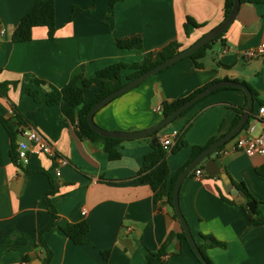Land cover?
Returning <instances> with one entry per match:
<instances>
[{"label":"crops","instance_id":"crops-1","mask_svg":"<svg viewBox=\"0 0 264 264\" xmlns=\"http://www.w3.org/2000/svg\"><path fill=\"white\" fill-rule=\"evenodd\" d=\"M36 1L0 0V83H11L8 96H0V117L14 120V105L24 119L19 128L36 129L68 164L61 166L40 155L30 157L24 170H19L10 156V135L0 122V264H44L46 251L39 232L52 220L46 199L53 189L49 175L57 190L48 198L58 216L43 236L53 252L51 264H150L148 255L157 253L172 233L183 231L167 198L157 202L151 186L135 180L145 156L153 151L151 142L125 141L116 147L121 158L111 160L100 143L79 138L60 107L36 101L26 91H37L42 99L76 77L90 78L117 63L132 65L174 41L181 50L187 49L224 21L225 0H118L112 15L108 0H54V39L43 26L33 29L31 41L14 43L13 31ZM74 7L79 12L70 20ZM188 18L201 25L189 35L185 32ZM131 36H140L143 48L120 50L117 40ZM262 44L264 3L242 4L234 23L207 52L203 69L184 59L100 109L95 123L110 131L149 129L163 120L158 108L164 102L188 97L219 81L245 82L264 100V55L247 56ZM131 73V69L122 72L124 82ZM221 89L158 134L161 143L174 131L185 133L187 143L167 155V194L188 164L192 147H204L228 134L237 109L247 103L241 91ZM100 90L99 86L85 88V102ZM260 107L255 101L250 123L259 117ZM261 133L262 123L257 122L253 134ZM235 139L220 156L213 153L209 158L217 161L233 187L205 173L206 159L203 177L194 170L184 180L180 206L198 245L212 243L202 236L224 243L205 249L214 264H264V223L253 224L246 196L231 193L244 183L258 202L257 209L264 212V177L259 174L264 156L231 150ZM82 221L90 226L88 242L76 245L60 228ZM191 250L186 240L175 239L169 254L152 264H201ZM105 251H110L108 258L103 256Z\"/></svg>","mask_w":264,"mask_h":264},{"label":"trees","instance_id":"trees-1","mask_svg":"<svg viewBox=\"0 0 264 264\" xmlns=\"http://www.w3.org/2000/svg\"><path fill=\"white\" fill-rule=\"evenodd\" d=\"M117 1L118 0H108L110 15L113 14L114 7ZM262 3H264V0H241V4L256 5V4H262ZM233 7H234V0H225L224 20H226L229 17ZM78 12H79V8L74 7L70 20L74 19L75 16L78 14ZM43 26L48 28L49 38L54 39L55 32L57 30L56 8H55L54 0L36 1L35 4L28 10V12L22 18V20L20 21L16 29L13 31L12 41L14 43L29 42L32 40L33 29L36 27H43ZM200 27L201 25L196 23L191 18H188L185 23V32L187 35H189L193 31V29L200 28ZM224 34L225 33L221 34L217 39L211 41L206 46H204L202 49L193 53L190 57L187 58L193 62L194 67L196 69L204 68L203 59L206 57L207 52L212 49L215 42L223 38ZM117 47L120 50L140 51L143 48V41L140 36H131L125 39L117 40ZM181 48H182L181 44L178 43L177 41H174L169 45L167 49L160 50V51H153L151 54L145 56L140 62L134 63L132 65H128L125 63H117V64H113V65H110L108 67H105L99 70L90 78L76 77L69 84L64 86L60 91L49 92L42 99L39 98V93L32 89H27L26 94L32 96L36 101L43 102L49 106L60 107L64 116L67 119H69V121L75 126L77 135L79 136L80 139L88 140L92 143H100L103 146L104 151L109 155V158L111 160H118L121 158V153L117 150L116 148L117 145L125 141H140V140L150 141L153 135L142 138V139H135V140H122V139H113V138L103 137L97 134L94 130H92L90 125L88 124L87 116H88L89 111L100 100H102L107 95L111 94L112 92L122 88L127 82L134 80L135 78L139 77L143 73L151 70L152 68L168 60L172 56L178 54L180 51H182ZM126 69H131L132 73L127 76L126 78L127 81L124 82L122 79V72ZM35 83L39 85L45 84V82L41 80H36ZM243 83L251 89L253 96H254V100L258 101L261 104V106H263L264 100L258 99V93L250 85H248L245 82ZM10 84L11 83H0V96L1 97L8 96V89H9ZM212 84H209L206 87L195 91L188 97L178 99L173 102H164L161 106L162 107L161 113H162L163 119L169 116L175 110H177L184 103H186L187 101L195 97L197 94H199L200 92H202L203 90L211 86ZM98 86L101 87L100 92L97 93L91 101L85 102V98H84L85 88H92V87H98ZM229 89L239 90L243 94H245L242 90L237 89V88H229ZM219 90H223V89H218L216 91H219ZM196 105L197 104L192 106L189 110H191ZM247 106H248V99L244 107L237 109L238 117L235 121L234 127L241 120ZM11 108L15 114V119L6 120L0 117V122L4 125V127L8 131L10 138H11V150H10L11 159L19 170H24V166L20 162L19 157H18V142L20 139V136H19L20 128L19 127L23 123L24 119L20 115L19 111L14 105H12ZM188 111H186L179 117L183 116ZM178 118H176L175 120H177ZM249 124L250 122L248 121V123L245 125L244 128L246 129L249 126ZM160 132L154 135L158 136ZM184 134L185 133H182V134L179 133L178 137L176 138V142L174 146L171 148L170 152H168L164 148V146L160 143V141L157 146H153V151L150 154L145 156L144 164L135 178L136 181L148 183L151 186L152 190L156 194L157 202H162L165 197L167 198V202L171 206L173 216L176 220H178V217L173 207V193H174V188H175L178 177L173 181L171 190L167 194L166 186H167L168 178L170 175V170H169V166L167 164L166 158L169 153H177L183 147L187 146V143L184 140ZM218 140L219 139L213 138L204 147H198V146L192 147L191 158L188 164L185 166V168L188 165H190L204 150H206L208 147H210L212 144H214ZM229 142H227L226 144L218 148L215 153L218 156H220L225 146ZM203 163L204 162L198 165L194 170H197L199 168L203 170L202 169ZM259 174L262 177H264V167L259 170ZM49 177L51 179V184H52L53 189L51 190V192H49L48 195L55 194L57 190L56 183L53 181L50 175ZM237 187L240 189V191L245 193L247 202H250V201L257 202L256 199L253 197V195L249 192V190L247 189L244 183L237 185ZM48 195L46 199L49 204V209L52 213V220L44 229H42L39 232V237L41 239L42 246L46 251V258L44 260V264H51L52 258H53V252L46 245L43 236L46 232H48L55 226V223L58 220L56 209L54 205L51 203L50 199L48 198ZM221 195L224 199L228 200L222 193ZM250 217H251V222L255 225L264 223V212L259 209H257L255 214L250 213ZM60 229L64 233V235L67 236L76 245H83L88 242L87 235L89 233L90 226L88 222L86 221H82V222L75 223V224H69L66 227H62ZM202 238L204 240H207L208 238L212 240L211 244L208 245L204 243L203 245H199V248L206 262L208 264H214V262L206 254L205 249L210 246H223L224 243L215 240L213 237L202 236ZM27 239L30 242L29 238ZM175 239L180 240V241L186 240L185 232L182 231V233L178 235H175L172 233L169 236L168 241L161 247V249L157 253H150L148 255L149 263L152 264L155 261L162 260L165 256H167L171 249L172 241H174ZM109 254H110V251L103 252V256L105 258H108ZM197 259L199 260L198 257ZM24 260L27 261L28 257H25ZM199 262L203 264L200 260Z\"/></svg>","mask_w":264,"mask_h":264},{"label":"water","instance_id":"water-1","mask_svg":"<svg viewBox=\"0 0 264 264\" xmlns=\"http://www.w3.org/2000/svg\"><path fill=\"white\" fill-rule=\"evenodd\" d=\"M241 0H234V7L229 15V17L224 20L220 25L209 31L207 34H205L201 39H199L197 42H195L193 45L188 47L187 49H184L180 51L178 54L172 56L168 60L162 62L161 64L157 65L156 67L152 68L151 70L143 73L139 77L135 78L134 80H131L127 82L122 88L112 92L111 94L107 95L105 98L100 100L97 104L93 106V108L89 111L87 119L88 124L90 125L91 129L94 130L97 134L107 137V138H113V139H122V140H135V139H142L148 136H152L150 141L153 146H157L159 143V139L157 135H154L161 130L165 129L168 125H170L176 118H178L180 115L188 111L192 106L197 104L199 101L207 97L212 92L221 89V88H237L242 90L248 99V106L239 121V123L224 137L219 139L217 142L212 144L210 147H208L206 150H204L190 165H188L184 171L181 173L180 177L178 178L174 193H173V207L175 209V212L177 214L178 220L181 223V226L183 228V231L186 234V241L189 243L192 251L194 254L199 258V260L203 264H208L199 248L198 243L196 242L195 237L192 234L191 228L189 226V223L187 219L185 218L179 201V193L181 186L184 182V180L187 178V176L202 162H204L206 159H209L210 156L216 152L218 148H220L222 145L226 144L227 142L234 139L245 127V125L250 120V116L254 109V96L251 91V89L245 85L242 82L238 81H219L199 94H197L195 97L184 103L182 106H180L177 110L172 112L169 116L165 117L159 124L155 125L154 127H151L149 129L140 130V131H110L101 128L95 123L94 116L95 114L108 105L110 102H112L114 99L118 98L119 96L129 92L130 90L138 87L143 82L148 80L149 78L155 76L156 74H159L163 70L177 64L178 62L187 59L190 57L193 53L199 51L204 46H206L211 41L217 39L221 34L225 33L229 27L234 23V21L237 18V15L239 13L240 7H241ZM205 173L212 177H220L223 179L230 187H233V184L231 180L228 178L227 174H225L221 168L219 167V164L214 159H209L205 166ZM242 193V195L245 196V193L240 191L239 188H234L231 193ZM248 209L252 214H255L257 211V202L250 201L247 204ZM209 242V240H208ZM179 249V248H178Z\"/></svg>","mask_w":264,"mask_h":264},{"label":"built area","instance_id":"built-area-1","mask_svg":"<svg viewBox=\"0 0 264 264\" xmlns=\"http://www.w3.org/2000/svg\"><path fill=\"white\" fill-rule=\"evenodd\" d=\"M1 34L4 31L1 30ZM264 55V44L255 50L247 52V56L255 57ZM162 112V107L158 108ZM257 122L262 123V133L259 136H254V130ZM179 132L174 131L171 136H165L161 140L164 148L170 152L175 144V139L178 137ZM20 139L18 142V157L20 162L25 165L28 163L30 157L45 155L51 158L59 165H67L68 161L61 157L56 149L33 127H22L20 129ZM231 150H239L248 156L261 155L264 156V105L260 107L259 117L252 121L249 126L239 134L231 146ZM204 171L201 169L196 170L197 177H203ZM57 176H61L60 170H57ZM86 214V211H84Z\"/></svg>","mask_w":264,"mask_h":264},{"label":"rangeland","instance_id":"rangeland-1","mask_svg":"<svg viewBox=\"0 0 264 264\" xmlns=\"http://www.w3.org/2000/svg\"><path fill=\"white\" fill-rule=\"evenodd\" d=\"M167 128H168V126L165 129H163V131L166 130Z\"/></svg>","mask_w":264,"mask_h":264}]
</instances>
